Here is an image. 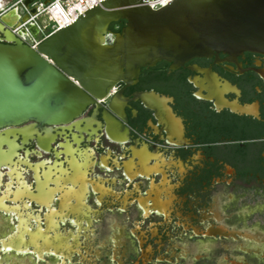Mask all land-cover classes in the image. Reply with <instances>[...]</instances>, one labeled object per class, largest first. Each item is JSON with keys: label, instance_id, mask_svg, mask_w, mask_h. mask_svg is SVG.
Returning <instances> with one entry per match:
<instances>
[{"label": "flooded vegetation", "instance_id": "af4514ba", "mask_svg": "<svg viewBox=\"0 0 264 264\" xmlns=\"http://www.w3.org/2000/svg\"><path fill=\"white\" fill-rule=\"evenodd\" d=\"M226 57L0 127V264H264V54Z\"/></svg>", "mask_w": 264, "mask_h": 264}, {"label": "water", "instance_id": "95a60500", "mask_svg": "<svg viewBox=\"0 0 264 264\" xmlns=\"http://www.w3.org/2000/svg\"><path fill=\"white\" fill-rule=\"evenodd\" d=\"M148 1L100 0L36 47L0 18V127L70 121L113 86L129 85L162 61L175 70L196 58L220 62L221 53L225 60L245 51L264 54V0H170L160 8ZM120 20L125 25L112 31ZM188 68L215 73L197 64ZM137 98L155 107L162 101L146 92ZM110 105L116 107L115 98Z\"/></svg>", "mask_w": 264, "mask_h": 264}, {"label": "built area", "instance_id": "2783aa9c", "mask_svg": "<svg viewBox=\"0 0 264 264\" xmlns=\"http://www.w3.org/2000/svg\"><path fill=\"white\" fill-rule=\"evenodd\" d=\"M0 15L17 10L18 19L8 26L19 35L22 40L36 47L44 38L57 31L79 14L99 2L100 0H2ZM170 0H149L152 8H160ZM46 18L47 20H42ZM31 25L37 28L33 33ZM24 31L22 33L21 31Z\"/></svg>", "mask_w": 264, "mask_h": 264}, {"label": "trees", "instance_id": "16d2710c", "mask_svg": "<svg viewBox=\"0 0 264 264\" xmlns=\"http://www.w3.org/2000/svg\"><path fill=\"white\" fill-rule=\"evenodd\" d=\"M125 23H126L125 20H120V21L114 22L110 25V29L114 32H118L122 29V27L125 25ZM168 66H169L168 62L162 61V62H159L156 66L151 67L150 69L144 68L142 70H143V72H146L147 70L160 71V69L166 71L168 69Z\"/></svg>", "mask_w": 264, "mask_h": 264}, {"label": "bare ground", "instance_id": "6f19581e", "mask_svg": "<svg viewBox=\"0 0 264 264\" xmlns=\"http://www.w3.org/2000/svg\"><path fill=\"white\" fill-rule=\"evenodd\" d=\"M4 5V2L2 0H0V8ZM4 19L9 23V25H13L17 19H18V14H17V10H10L6 13L3 14ZM32 31L33 33L37 34V28L34 25H31ZM22 33H24V31H21Z\"/></svg>", "mask_w": 264, "mask_h": 264}, {"label": "rangeland", "instance_id": "374dc122", "mask_svg": "<svg viewBox=\"0 0 264 264\" xmlns=\"http://www.w3.org/2000/svg\"><path fill=\"white\" fill-rule=\"evenodd\" d=\"M44 19L47 20L46 18H43L42 20H44ZM45 20H44V21H45Z\"/></svg>", "mask_w": 264, "mask_h": 264}]
</instances>
